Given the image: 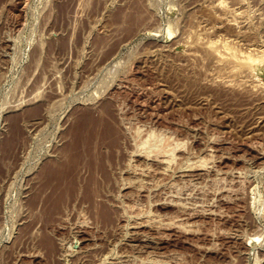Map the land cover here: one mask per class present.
<instances>
[{
    "label": "rangeland",
    "instance_id": "rangeland-1",
    "mask_svg": "<svg viewBox=\"0 0 264 264\" xmlns=\"http://www.w3.org/2000/svg\"><path fill=\"white\" fill-rule=\"evenodd\" d=\"M0 264H264V0H0Z\"/></svg>",
    "mask_w": 264,
    "mask_h": 264
},
{
    "label": "bare ground",
    "instance_id": "bare-ground-1",
    "mask_svg": "<svg viewBox=\"0 0 264 264\" xmlns=\"http://www.w3.org/2000/svg\"><path fill=\"white\" fill-rule=\"evenodd\" d=\"M172 35V34H171ZM75 144V148L78 146V142H76V143H74ZM68 151H69V149H67L66 151H65V155H63V158H62V161L58 164V162H57V164H58V166H60L61 167V169L62 170H64V168L66 167V166H73L74 167V165H75V163H74V159H72L73 157L71 156V154H70V152L68 153ZM90 153H92V151L90 152ZM93 153H94V151H93ZM93 155H95V153L93 154ZM91 156H92V154H91ZM91 159H90V155L89 156H87V159L84 161V167L85 166H90V164H91ZM97 165V164H96ZM47 166H48V164H47ZM72 167V172L73 171H75L76 170V168H73ZM105 169H106V167H104ZM46 169V166H45V168H44V170ZM87 169H89V168H87ZM62 170L61 171H59V172H62ZM51 171V170H50ZM50 171H47L46 170V174H44V176H43V178H44V180H46V178H47V175L50 173ZM144 171V170H143ZM44 173V172H43ZM73 179V178H72ZM43 180V181H44Z\"/></svg>",
    "mask_w": 264,
    "mask_h": 264
}]
</instances>
